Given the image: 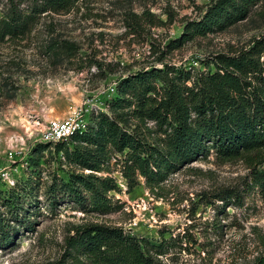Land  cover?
Returning <instances> with one entry per match:
<instances>
[{
  "label": "rangeland",
  "instance_id": "374dc122",
  "mask_svg": "<svg viewBox=\"0 0 264 264\" xmlns=\"http://www.w3.org/2000/svg\"><path fill=\"white\" fill-rule=\"evenodd\" d=\"M16 3L24 15L34 12L33 0ZM211 4L77 0L63 11L36 13L24 35L0 39V220L12 237L9 244L0 241V264H74L68 239L89 224L119 227L147 240L152 253L161 254V264H264V183L256 179L264 173V150L234 160L211 150L155 191L141 177L130 190L113 158L110 170L97 175L116 180L121 192L110 196L122 208L99 215L56 193L61 180L90 171L69 164L43 135L48 121L87 100L92 115L113 117L109 102L131 75L173 66L197 77L215 70L206 64L215 56L238 55L264 39L261 0L246 20L168 49ZM10 7L0 0V20ZM112 86L116 92L109 94ZM121 127L152 144L162 137L153 122L127 117ZM42 147L47 148L39 152ZM52 185L58 186L55 195Z\"/></svg>",
  "mask_w": 264,
  "mask_h": 264
},
{
  "label": "trees",
  "instance_id": "16d2710c",
  "mask_svg": "<svg viewBox=\"0 0 264 264\" xmlns=\"http://www.w3.org/2000/svg\"><path fill=\"white\" fill-rule=\"evenodd\" d=\"M8 1L11 7L0 20L2 41L24 35L36 13L63 11L77 0H33L36 4L30 15L19 10L16 2L21 0ZM260 2L212 0L205 14L188 22L180 38L167 48L177 49L197 36L244 21ZM65 45L77 49L72 43ZM206 64L215 70L197 77L165 66L123 79L119 96L109 102L113 117L94 113L87 129L69 140L73 145L54 143L56 153L62 152L69 164L90 171L88 175L73 173L68 180H61L56 193L67 195L87 212L110 215L122 208L110 193L121 190L114 178L97 174L108 172L113 158L121 163L130 190L140 185L141 177L155 191L171 174L206 158L211 150L226 160L264 150V39L248 51L231 56L219 54ZM127 109H132L131 113H119ZM127 117L143 125L153 122L162 135L161 142L149 143L142 134L122 128ZM118 154L122 158H117ZM263 176L257 173L259 183H264ZM55 189L58 186L52 185L49 191L55 195ZM218 197L227 201L225 196ZM11 240L0 220V241L9 244ZM68 245L75 254L74 264H161V254L152 253L150 242L119 227L89 224L78 228Z\"/></svg>",
  "mask_w": 264,
  "mask_h": 264
},
{
  "label": "built area",
  "instance_id": "2783aa9c",
  "mask_svg": "<svg viewBox=\"0 0 264 264\" xmlns=\"http://www.w3.org/2000/svg\"><path fill=\"white\" fill-rule=\"evenodd\" d=\"M116 86L109 89V94L116 92ZM90 102L87 100L64 118L48 121L43 135L51 143L69 142L74 134H82L89 124L88 117L92 115Z\"/></svg>",
  "mask_w": 264,
  "mask_h": 264
}]
</instances>
